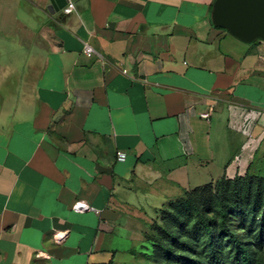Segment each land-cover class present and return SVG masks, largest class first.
<instances>
[{
	"label": "crops",
	"instance_id": "crops-1",
	"mask_svg": "<svg viewBox=\"0 0 264 264\" xmlns=\"http://www.w3.org/2000/svg\"><path fill=\"white\" fill-rule=\"evenodd\" d=\"M213 1L0 0V264H144L170 200L264 159V41Z\"/></svg>",
	"mask_w": 264,
	"mask_h": 264
},
{
	"label": "rangeland",
	"instance_id": "rangeland-1",
	"mask_svg": "<svg viewBox=\"0 0 264 264\" xmlns=\"http://www.w3.org/2000/svg\"><path fill=\"white\" fill-rule=\"evenodd\" d=\"M256 146L257 142L248 145L244 154V160L240 161L239 159V162L236 163L239 165L237 171L225 175V178L230 181L228 182L230 184L224 185L222 189H225L228 197L233 195L234 191L239 193L240 198H242L240 203L245 208L243 212L236 210L229 215L227 220L228 228L237 233L239 238L250 248L252 257L256 259V262L264 264V159H262V155L259 156L258 159H255L256 153L250 154ZM249 161H252V163L248 165ZM247 174H251L252 177L249 176L248 178ZM246 175L247 178H245V181L241 179L242 182H236V178H244ZM247 179L250 183L247 182ZM259 182L261 183L259 184ZM231 183L237 184L232 185ZM247 184L251 185L250 190H247ZM259 192L261 194H259ZM211 194L213 195L214 191H212ZM200 196L202 195L198 193L195 194V197ZM209 199L214 198L209 195L208 200ZM200 201L203 202L202 199ZM229 202L232 204V199H229ZM206 204L207 203L204 202L201 208ZM180 210L179 222L175 223L174 220L172 221V218H170V241H165V245L169 247L171 253H180L181 255H188L191 258L208 261L210 255L206 239L207 235L202 228L193 226L196 217L195 210H192V208H190V210H186L185 208ZM204 211L207 218L210 220V227L214 235V246L217 253L222 255L226 260L230 259L231 243L228 237L225 236V232L220 225V218L215 201L210 200V207L207 206ZM158 223L161 224L160 220H158ZM188 228L189 230L185 231V229ZM176 239L178 240L176 241ZM188 240L192 243L194 247L193 250L190 251L186 249L187 252H180L182 251V243ZM150 251L151 247L144 248V264H187L186 262L182 263L178 261L177 258L175 256L173 257L171 254L170 261L160 260V262L157 263L153 261V259L148 258L150 257Z\"/></svg>",
	"mask_w": 264,
	"mask_h": 264
},
{
	"label": "trees",
	"instance_id": "trees-1",
	"mask_svg": "<svg viewBox=\"0 0 264 264\" xmlns=\"http://www.w3.org/2000/svg\"><path fill=\"white\" fill-rule=\"evenodd\" d=\"M247 175L248 178L249 176L252 177L251 174ZM247 175L244 178H236V182L245 181ZM228 182L230 181H228L224 175L214 183H208L189 191H185L182 196L174 200H170L166 207L160 209L157 219L160 220L161 224H159L158 221L153 222L150 233L146 235V240L148 242V246L146 247H151L150 257L148 258L153 259V261L159 263L160 260L170 261L171 254L173 257L175 256L178 261H181L182 263L186 262L187 264H260L256 262V259L254 257H252L250 248L242 241V239L239 238L238 234L228 228L227 220L229 218V215H231V213L236 210L243 212L245 209L244 206L240 203L242 198H240L239 193L234 191V194L228 197L225 189H222L224 185L230 184ZM247 182L250 183L248 179ZM260 183L261 182H259V184ZM231 184L235 185L237 183ZM250 186V184H247V190H250ZM212 191H214L213 195L211 194ZM196 193L202 196L195 197ZM259 194L261 193L259 192ZM209 195L214 199L208 200ZM199 199H202L203 202H201ZM229 199H232V204H230L231 202H229ZM210 200L215 201V204L217 205L220 225L225 232V236L228 237V240L231 243V258L228 260H226L222 255L218 254L214 246V235L210 227V220L207 218L204 211L207 206L210 207ZM204 202H206L207 204L201 208ZM183 208H185L186 210H190V208H192V210H195L196 217L193 226L202 228L207 235L206 239L210 255L208 261L198 260L195 258H191L188 255H181L180 253H171L169 247L165 245V241H170V218H172V221L174 220L175 223L179 222V214L181 213L180 209ZM188 230L189 228L185 229V231ZM177 240L178 239H176V241ZM193 248L194 247L192 243L189 242V240L184 241L182 243V251L180 252H187V250L191 251L193 250Z\"/></svg>",
	"mask_w": 264,
	"mask_h": 264
},
{
	"label": "water",
	"instance_id": "water-1",
	"mask_svg": "<svg viewBox=\"0 0 264 264\" xmlns=\"http://www.w3.org/2000/svg\"><path fill=\"white\" fill-rule=\"evenodd\" d=\"M213 23L236 38L264 41V0H214Z\"/></svg>",
	"mask_w": 264,
	"mask_h": 264
},
{
	"label": "built area",
	"instance_id": "built-area-1",
	"mask_svg": "<svg viewBox=\"0 0 264 264\" xmlns=\"http://www.w3.org/2000/svg\"><path fill=\"white\" fill-rule=\"evenodd\" d=\"M74 10V4L71 3V2H68L62 9V11L64 13H70ZM83 52L86 56H90L92 55L93 53V49L90 45H88L87 43H84V46H83ZM213 113V108L210 107L208 109V111L206 112H202L199 114V117L200 118H210L211 115ZM116 160L117 161H123L126 157V153L123 152V151H116ZM72 208L75 210V211H84V210H87L89 207L83 202V201H76L73 205H72ZM96 212H98L97 210H95ZM64 234L63 233H56L54 234V238L56 240H61L63 238Z\"/></svg>",
	"mask_w": 264,
	"mask_h": 264
}]
</instances>
